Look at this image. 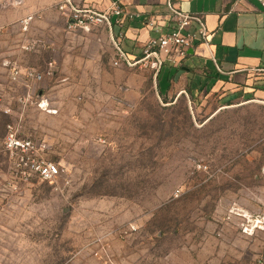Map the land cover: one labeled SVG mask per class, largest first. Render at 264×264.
Wrapping results in <instances>:
<instances>
[{
  "label": "rangeland",
  "instance_id": "obj_1",
  "mask_svg": "<svg viewBox=\"0 0 264 264\" xmlns=\"http://www.w3.org/2000/svg\"><path fill=\"white\" fill-rule=\"evenodd\" d=\"M113 34L0 0V264H264V228L242 231L264 220V105L167 100L153 70L113 64ZM9 127L65 174L21 178Z\"/></svg>",
  "mask_w": 264,
  "mask_h": 264
},
{
  "label": "crops",
  "instance_id": "obj_2",
  "mask_svg": "<svg viewBox=\"0 0 264 264\" xmlns=\"http://www.w3.org/2000/svg\"><path fill=\"white\" fill-rule=\"evenodd\" d=\"M52 1L57 5L60 0ZM72 1L100 10L118 2L132 13V18L124 15L122 24L112 27L114 33L120 32L121 46L132 57L157 35L148 20L154 19L162 31L169 27L167 0ZM171 1L182 11L201 14L209 36L207 43L195 44L184 58L163 64L156 74L161 95L167 100L184 95L196 104L218 94L238 104L264 105V0Z\"/></svg>",
  "mask_w": 264,
  "mask_h": 264
},
{
  "label": "built area",
  "instance_id": "obj_3",
  "mask_svg": "<svg viewBox=\"0 0 264 264\" xmlns=\"http://www.w3.org/2000/svg\"><path fill=\"white\" fill-rule=\"evenodd\" d=\"M167 26L165 31L154 19L147 21V25L154 30L157 35L149 37L141 48L137 56H129L121 46V34L114 33L112 38L115 45V56L113 64L125 63L129 66L143 65L150 68L156 74L166 61L176 62L184 58L189 48L197 43L208 42L209 32L206 28L204 18L199 13L182 11L174 6L171 0H167ZM57 8L64 17L65 28L68 31L82 30L90 31L98 25H105L112 33L114 25L122 24V16L129 18L133 14L125 11L118 2H112L108 9L100 10L94 6L76 4L72 0H60ZM114 16V18H113ZM30 16L24 17L20 24L26 28ZM49 68L52 62H48ZM33 80H39L41 74L32 69H25L23 72L17 66H10L9 75L14 81L21 76ZM30 94L24 100L30 98ZM35 105L46 112H54L50 102L45 96H37ZM4 149L8 152L13 168L21 178H27L30 174H35L43 181L52 182L59 176L65 174L63 167L57 163L34 155L37 150L36 144L30 138H20L14 128H7L4 140ZM255 228H264V220H255L243 224L242 231L249 233Z\"/></svg>",
  "mask_w": 264,
  "mask_h": 264
},
{
  "label": "water",
  "instance_id": "obj_4",
  "mask_svg": "<svg viewBox=\"0 0 264 264\" xmlns=\"http://www.w3.org/2000/svg\"><path fill=\"white\" fill-rule=\"evenodd\" d=\"M192 52V48H189L188 50H187V53H191Z\"/></svg>",
  "mask_w": 264,
  "mask_h": 264
}]
</instances>
